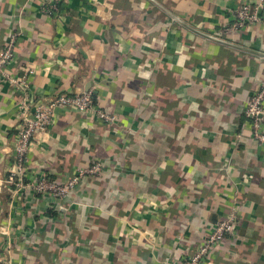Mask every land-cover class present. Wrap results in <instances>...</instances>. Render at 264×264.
I'll return each instance as SVG.
<instances>
[{"label":"crops","instance_id":"crops-1","mask_svg":"<svg viewBox=\"0 0 264 264\" xmlns=\"http://www.w3.org/2000/svg\"><path fill=\"white\" fill-rule=\"evenodd\" d=\"M0 0V264H175L229 212L236 233L203 264H264V146L243 114L264 79V24L219 39L256 0ZM89 92L116 118L57 108L27 154L60 183L96 162L60 202L11 192L19 92ZM63 206V209L59 208ZM7 231V234L5 232Z\"/></svg>","mask_w":264,"mask_h":264},{"label":"built area","instance_id":"built-area-1","mask_svg":"<svg viewBox=\"0 0 264 264\" xmlns=\"http://www.w3.org/2000/svg\"><path fill=\"white\" fill-rule=\"evenodd\" d=\"M62 2L63 0H49L47 4L42 6L41 12L48 17L55 15L58 13ZM232 16L233 21L230 25L209 37L219 39L220 36L241 31L249 26L264 24V0H256L253 3L243 2L232 12ZM15 41L16 34L11 31L0 55V74L4 73L5 67L14 58ZM31 72V70H25L23 76L16 78L10 76L8 79V83L19 92L20 98L17 104V124L13 146L14 164L9 169L5 182L9 185L11 192L18 191L20 188H29L37 195L49 196L60 202L74 190L79 179L77 176L94 175L101 171L103 164L96 162L86 169L79 170L76 176L63 183L47 174H28L26 169L27 154L36 137L51 125L54 110L61 108L78 112H91L98 120L106 124L115 122L116 118L99 109L89 92L32 98L29 84ZM243 114L250 123L253 140L264 146V79L257 91L247 99ZM59 208L63 209V206L59 205ZM237 223L235 211L229 212L216 224L210 226L204 239L186 260L175 264H203L207 262L217 246L221 245L225 239L235 235Z\"/></svg>","mask_w":264,"mask_h":264}]
</instances>
